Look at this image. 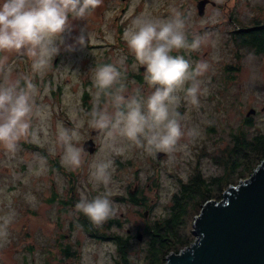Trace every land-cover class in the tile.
Instances as JSON below:
<instances>
[{
    "label": "rangeland",
    "instance_id": "1",
    "mask_svg": "<svg viewBox=\"0 0 264 264\" xmlns=\"http://www.w3.org/2000/svg\"><path fill=\"white\" fill-rule=\"evenodd\" d=\"M213 1L214 5L207 4L203 15H198L197 0H99L89 15L72 20L70 31L64 34L65 43H69L84 26L87 38L83 46L73 45L71 50L61 46V55L52 69L47 65L33 69L27 63L23 80H31L34 85L28 90L34 106L29 117L31 132L17 141L14 151L0 145V170H6L5 182H0V241L10 240L14 247L12 255H17L10 257V264L16 260L17 264H148L145 224L168 215L173 195L193 175L199 173L210 180L222 174L223 167L217 159L231 149L232 134L245 130L250 139L264 131V53L241 51L237 57L229 39L236 26H247L253 19L264 17V0ZM173 11L184 17L189 40L197 33L205 37L199 47L175 49L173 54L184 55L190 63L203 58L208 64L196 76L203 89L197 93L198 104L186 98L183 85L176 87L179 99L175 110L183 133L176 146L157 158L156 152H147L116 133L105 136L98 129L92 136L90 132L97 128L89 123L91 109L113 110L108 96L97 95L92 69L99 63H112L122 73L116 84L122 85L125 95H147L151 86L142 80V65L124 43L122 30L134 17H164ZM18 64L20 60L10 62L6 75L13 77L9 81L10 76L1 79L0 84L17 81ZM231 67L236 69L229 71ZM48 70H52L53 80L57 77L56 83L61 84L58 98L48 96ZM251 108L255 112L248 116L251 124L247 125L245 114ZM61 125L78 131L73 143L82 147L91 137L97 146L93 152L82 148L78 166L61 158L63 147L57 139ZM99 159L112 161L108 184L97 182L90 175L93 162ZM260 161L242 175L230 174L222 191L214 184L205 193L220 200L228 186L246 179ZM70 181L72 187L67 191ZM52 186L53 191L59 192L60 200L73 193L69 204H75L81 194H107L114 201V211L99 223L90 221L88 228L81 223L86 217L74 205L66 207L57 199L46 202ZM138 189L143 199L133 203L128 195ZM205 198L197 197L186 204L177 228L183 241L174 243L167 254L194 241L192 223ZM147 206L151 210L144 218L142 212ZM87 229L95 235L98 230L102 236L91 237ZM26 231L28 234L24 235ZM138 232L142 233L140 241L135 237ZM115 237H120L121 249ZM157 263L154 257L152 264Z\"/></svg>",
    "mask_w": 264,
    "mask_h": 264
},
{
    "label": "clouds",
    "instance_id": "2",
    "mask_svg": "<svg viewBox=\"0 0 264 264\" xmlns=\"http://www.w3.org/2000/svg\"><path fill=\"white\" fill-rule=\"evenodd\" d=\"M98 3L99 0H0V63L6 60L4 52L15 50L30 58L33 69H39L51 65L61 46L65 50H71L73 45L83 46L87 38L84 26L69 43H65L64 34L70 31L72 20L83 19ZM184 26V17L173 11L164 17L137 16L124 27L122 39L143 66L142 80L151 90L147 95H125L122 85L116 84L122 76L120 70L112 63L95 65L91 77L97 95L108 96L113 110L91 109V125L105 136L116 133L147 152L172 151L183 134L175 110L179 99L176 87L183 85L186 98L198 104L197 93L203 89L196 76L208 66L203 58L190 63L184 55L173 54L175 49L197 48L205 39L197 33L189 40ZM32 88L28 79L24 83L0 84V145L9 151H14L17 141L31 132L29 117L34 106L28 90ZM78 136L75 128L63 125L57 131L63 147L61 158L71 166H78L81 160L82 147L73 143ZM111 165V159L96 160L90 175L97 182L108 184ZM113 205L107 194H81L74 207L89 221L99 223L112 214Z\"/></svg>",
    "mask_w": 264,
    "mask_h": 264
},
{
    "label": "water",
    "instance_id": "3",
    "mask_svg": "<svg viewBox=\"0 0 264 264\" xmlns=\"http://www.w3.org/2000/svg\"><path fill=\"white\" fill-rule=\"evenodd\" d=\"M207 4L215 2L197 0L198 15H203ZM254 112L251 108L245 116ZM82 148L94 151L91 137ZM162 155L155 153L157 158ZM148 214V209L142 212L144 218ZM192 227L194 241L178 252H169L164 264H264V159L246 179L228 186L220 200H205ZM135 237L140 241L142 234L138 232Z\"/></svg>",
    "mask_w": 264,
    "mask_h": 264
},
{
    "label": "trees",
    "instance_id": "4",
    "mask_svg": "<svg viewBox=\"0 0 264 264\" xmlns=\"http://www.w3.org/2000/svg\"><path fill=\"white\" fill-rule=\"evenodd\" d=\"M239 25V24H238ZM229 39L237 51L239 57L241 51L250 52L256 55L264 53V17L253 19L247 26H236L230 33ZM236 69L229 68V71ZM251 117L245 118L247 125L251 124ZM240 133L232 134V147L225 156L218 157L217 162L223 167V172L217 177L206 180L199 173L193 175L187 182L181 183L179 190L173 195L171 207L167 216L153 222H147L143 228V235L148 239V264H152L153 258H157V264H164V257L172 249L174 243L183 241L179 238L177 228L183 215L185 206L188 202L200 197L204 199L211 194L209 191L214 184L219 186L222 191L223 185L231 178L229 175L237 172L242 175L244 172L251 171L260 160L264 159V131L253 135L250 139L246 138L245 130ZM259 160V161H258ZM141 189V188H140ZM128 197L133 203L142 200L141 190L129 193ZM205 198V200H207ZM151 210V206H147ZM81 223L90 228V221L85 218ZM142 234V233H141ZM116 242L121 249L122 244L116 237ZM67 256V255H65ZM70 256V255H68Z\"/></svg>",
    "mask_w": 264,
    "mask_h": 264
},
{
    "label": "flooded vegetation",
    "instance_id": "5",
    "mask_svg": "<svg viewBox=\"0 0 264 264\" xmlns=\"http://www.w3.org/2000/svg\"><path fill=\"white\" fill-rule=\"evenodd\" d=\"M3 55L6 57V60H4L2 63H0V80L1 79L5 80V79H7L10 76L9 79H8V81H9L13 77V75L12 74L11 75H6V69L5 68L10 65L11 61L20 60L21 64L20 65L18 64L15 69H17V71H16L17 77H18L17 81H19L20 83H23L24 82L23 78L25 76V75H23V73L28 71V64H31L30 61H29L30 58L25 56L24 54H22L20 52L15 51V50L13 52H11V50L10 51H6V52L3 53ZM60 55H61V52L59 51L58 54L55 55L52 58L51 65H47V66L51 67V69H52L53 66H55L57 64V61L59 60ZM51 75H52V70L51 71L48 70L47 73L45 74V76L47 78H50V81H48V82L49 83L51 82L53 84V88H52V84L50 83L49 92L47 91V93H49L48 94L49 97L53 96V98L54 97L58 98L59 97L58 95L60 94V86H61V84H60V82L56 83V81H58L59 79H57V77H56L55 80H53V77H51ZM96 148H97V146L95 147V149ZM54 164H57V163L55 162ZM56 167L58 168L59 166H56ZM61 170L63 172H65L64 167H61ZM4 172H6V170H2V171L0 170V182H5V179H4L5 176L3 175ZM68 175H69V173H68ZM69 186L72 187L71 181H70V185H68V187H67V191H70ZM53 189H54V187L52 186V191L50 189V197L46 199L47 203H54V202H56V199H57V200H59L58 203H60L61 205H64L66 207H68V206H72L73 207L74 204H69L70 201L73 199V193L70 192L68 197H66V198L61 197L62 199L60 200L59 192L53 191ZM43 192H44V189H43V191L41 193H39V195L41 197L44 194ZM87 231L89 233V236H91V237H96L97 238L98 236H102L100 231H98V230H96L97 231V235L93 234L90 229H87ZM129 232L130 231L127 230V234L128 235L130 234ZM26 234H28V231H26L24 233V235H26ZM117 238L120 240V237H117ZM13 249H14V247L12 246V243L10 242V240L9 241L8 240L0 241V264H10V257H13L14 255H17L16 253L14 255H12L13 254ZM13 262H14V264L18 263L17 260L13 261Z\"/></svg>",
    "mask_w": 264,
    "mask_h": 264
}]
</instances>
